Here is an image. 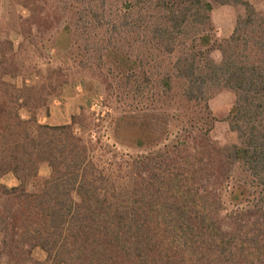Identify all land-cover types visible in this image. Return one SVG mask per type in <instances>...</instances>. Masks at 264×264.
Returning <instances> with one entry per match:
<instances>
[{
  "label": "trees",
  "instance_id": "trees-1",
  "mask_svg": "<svg viewBox=\"0 0 264 264\" xmlns=\"http://www.w3.org/2000/svg\"><path fill=\"white\" fill-rule=\"evenodd\" d=\"M50 1L21 2L22 37L51 33L69 17L73 26H62L55 41L59 53L75 31L105 21L132 42H108L99 61L126 85L136 78L130 94L150 87L153 104L176 111L120 117L114 139L130 135L144 151L117 157L102 146L87 111L68 125H40L36 111L67 76L48 75L53 94L17 88L10 82L21 73L13 45L1 42L0 180L12 175L18 185L0 183V264H264V13L243 0ZM108 4L117 8L115 23ZM225 6L244 12L231 36L218 40L211 14ZM134 46L132 58L125 49ZM222 91L234 96L228 146L211 138L216 120L208 102ZM43 166L50 175L39 179ZM36 250L44 263L34 259Z\"/></svg>",
  "mask_w": 264,
  "mask_h": 264
},
{
  "label": "rangeland",
  "instance_id": "rangeland-1",
  "mask_svg": "<svg viewBox=\"0 0 264 264\" xmlns=\"http://www.w3.org/2000/svg\"><path fill=\"white\" fill-rule=\"evenodd\" d=\"M23 0H0V43L9 41L13 45L15 63L20 74L10 82L17 88H42L49 86L48 75L52 71L60 70L67 76L66 83L57 90V92L48 97L47 105L36 111V119L40 125L54 124L50 127L64 126L63 123L68 120L71 122L73 117H77L83 111L95 115L97 128V137H100L102 146H109L111 152L117 157L135 156L144 150L136 149L132 146L130 135L120 132L121 140L114 139L113 130L116 121L128 114H141L155 111L159 116L175 115L176 108L167 109L161 104L152 103V90L150 87L140 96L130 94L135 92L139 84L135 77H132L130 85H126L123 79L116 74L110 73L112 65H104L99 61L98 52L108 42L122 43L128 45L132 42V37H123L113 32L112 27H107L105 21H91L85 29L75 31L72 35L70 46L57 53L55 41L58 32L64 25L73 26V20L66 17L50 33L34 34L32 40H27L20 33V23L27 17V12L20 6ZM61 0H51L54 6H61ZM49 3V4H50ZM250 4L260 13H264L263 0H251ZM216 8L211 14V21L215 36L218 40L227 39V34L231 36L236 17L243 15V8L225 6ZM230 9H229V8ZM105 13L111 16L112 23H115L118 14L116 6L108 4ZM126 38V39H124ZM126 45V46H128ZM129 55L135 57L138 54V47L134 46L129 51ZM213 59L219 62V53L213 54ZM80 62L87 64V69L83 71ZM114 70V69H113ZM137 73V71H135ZM158 79V78H157ZM58 79L52 80L54 86ZM56 83V84H55ZM142 88V87H141ZM46 94H53L52 90L45 88ZM234 102V96L231 93L222 91L209 100L208 105L212 117L216 120L211 138L219 146H228L234 143L235 137L229 131L226 118ZM23 120L30 117L26 109L20 111ZM47 119L46 122L44 120ZM178 126V125H177ZM174 125L170 130V140L177 133V127ZM80 127L77 126L75 133L80 134ZM93 138H96L93 134ZM131 138V139H130ZM129 140L128 142L125 140ZM101 150L98 151L100 154ZM50 175V170L43 166L39 171V179H46ZM0 183L8 189L17 187L18 182L12 175L4 176ZM41 252V251H39ZM40 254V253H37ZM33 257L36 261L38 256ZM40 262V261H38ZM42 263V262H40ZM44 263V262H43Z\"/></svg>",
  "mask_w": 264,
  "mask_h": 264
},
{
  "label": "crops",
  "instance_id": "crops-1",
  "mask_svg": "<svg viewBox=\"0 0 264 264\" xmlns=\"http://www.w3.org/2000/svg\"><path fill=\"white\" fill-rule=\"evenodd\" d=\"M243 1H245V2H248V3H250L251 2V0H243ZM223 8H226V7H223ZM229 8V7H228ZM230 9V8H229ZM231 35V34H230ZM230 36L227 34V36L225 37V38H229ZM68 120H69V118L67 119V121L66 122H64L63 123V125H68L69 123H68ZM47 121V119H45L44 120V122H46ZM48 126H53L52 124H47ZM55 126V125H54ZM37 253H40V254H37ZM34 255H36V256H38V258H39V260L38 261H40V262H45L46 261V255L43 253V252H39V250H36L35 252H34Z\"/></svg>",
  "mask_w": 264,
  "mask_h": 264
}]
</instances>
